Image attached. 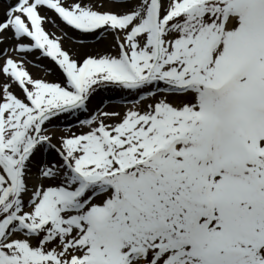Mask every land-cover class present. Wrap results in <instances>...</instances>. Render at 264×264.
<instances>
[{"label":"snow or ice","instance_id":"obj_1","mask_svg":"<svg viewBox=\"0 0 264 264\" xmlns=\"http://www.w3.org/2000/svg\"><path fill=\"white\" fill-rule=\"evenodd\" d=\"M0 264H264V0H0Z\"/></svg>","mask_w":264,"mask_h":264},{"label":"rangeland","instance_id":"obj_2","mask_svg":"<svg viewBox=\"0 0 264 264\" xmlns=\"http://www.w3.org/2000/svg\"><path fill=\"white\" fill-rule=\"evenodd\" d=\"M68 31H71L70 29H68ZM32 71L34 72V73H38L39 72V70L38 69H32ZM113 94L112 93H104V94H102V97H101V99H106V98H109L110 96H112Z\"/></svg>","mask_w":264,"mask_h":264},{"label":"bare ground","instance_id":"obj_3","mask_svg":"<svg viewBox=\"0 0 264 264\" xmlns=\"http://www.w3.org/2000/svg\"><path fill=\"white\" fill-rule=\"evenodd\" d=\"M49 28L51 29V26H49Z\"/></svg>","mask_w":264,"mask_h":264}]
</instances>
